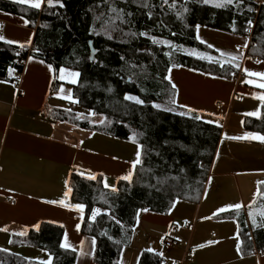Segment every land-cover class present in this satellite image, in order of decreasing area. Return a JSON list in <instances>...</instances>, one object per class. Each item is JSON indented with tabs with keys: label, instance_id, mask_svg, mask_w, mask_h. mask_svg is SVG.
Listing matches in <instances>:
<instances>
[{
	"label": "trees",
	"instance_id": "trees-1",
	"mask_svg": "<svg viewBox=\"0 0 264 264\" xmlns=\"http://www.w3.org/2000/svg\"><path fill=\"white\" fill-rule=\"evenodd\" d=\"M216 3L223 0L210 4L202 0H62V7L45 4L35 9L0 0V11L22 16L36 29L30 47L0 40V79L19 84L14 74L23 72L29 57L53 67L54 91L61 83V68L79 72V81L73 85L76 110L46 106L43 114L117 139L133 141L135 134V143L143 145L142 162L131 182L119 181L116 192L104 186L102 177L93 180L71 174L72 200L85 205L82 233L95 240V264H120L143 209L168 214L178 200L199 203L203 198L223 126L195 112L172 110L178 106V94L168 80L169 69L187 67L228 79L241 73L237 61L211 62L182 52V48H191L218 55L213 47L196 39L197 26L248 37L247 57L264 63V0H233L219 8ZM111 8L122 10L123 22H110L116 15ZM249 20L254 22L252 29L246 25ZM141 32L146 35L141 36ZM154 39L167 40L171 46ZM126 95L144 103L126 100ZM245 128L264 135V105L259 118L245 120ZM260 193H264V185ZM95 208L101 213L93 220ZM259 209H264V195L260 194L249 220L240 211L218 216L237 221L245 256L264 253V227L252 225V211ZM255 218L257 225L264 220ZM63 234V227L43 223L38 229L13 235L11 243L49 252L52 264H75L76 252L60 247ZM0 264L41 263L0 250ZM138 264H162V259L143 251Z\"/></svg>",
	"mask_w": 264,
	"mask_h": 264
},
{
	"label": "crops",
	"instance_id": "crops-1",
	"mask_svg": "<svg viewBox=\"0 0 264 264\" xmlns=\"http://www.w3.org/2000/svg\"><path fill=\"white\" fill-rule=\"evenodd\" d=\"M25 21L22 16L0 11V36L5 41L18 42L13 45L30 47L36 29ZM203 30L204 37L217 38L219 45L213 48L226 53L225 59L233 60L232 56L237 57L234 61L240 59L242 70L231 79L187 67L171 68L168 72V80L175 84L178 94V106L172 110L214 119L223 126L222 137L199 203L178 200L168 214L151 211L139 214L132 240L139 236V253L131 259L136 264L141 252L148 249L160 256L162 264H264V253L245 256L241 249L237 251V245L241 246L237 221L218 217L240 211L249 220L264 185V141L246 134L264 135L245 128V120L259 118L263 109L264 101L259 97L264 96V88L259 85L264 84V77L249 73H264V63L248 60V38L226 33L219 36L216 33L221 32L204 26ZM48 65L40 58L29 57L19 84L0 79V250L41 264L51 257L52 264L54 258L49 252L11 243L13 235L51 223L63 227L62 243L66 234L72 246L67 249L77 254L75 264H95V240L82 233L83 212L72 207L80 203L72 200L69 191L71 174L102 177L104 185L113 183L117 187L119 181H125L119 178L132 170L131 162L139 144L84 131L45 116L43 109L54 107L49 102L55 71ZM253 112L259 115H249ZM256 188L257 196L248 206L245 192L253 193ZM52 200H64L69 207L48 203ZM237 203L243 207L239 210L228 207ZM221 208L226 210L218 211ZM172 225L176 226L175 231L170 229ZM166 234L176 240L175 247H165ZM124 254L125 249L120 264H125Z\"/></svg>",
	"mask_w": 264,
	"mask_h": 264
},
{
	"label": "snow or ice",
	"instance_id": "snow-or-ice-1",
	"mask_svg": "<svg viewBox=\"0 0 264 264\" xmlns=\"http://www.w3.org/2000/svg\"><path fill=\"white\" fill-rule=\"evenodd\" d=\"M17 2L19 3H27V4H30L31 7L35 8V9H39L41 8V4H42V0H17ZM48 4L49 5H52L53 4V0H47ZM57 3H59V0H56ZM165 3H167V0H164ZM233 2V0H223V3H216L215 6L216 7H226L227 5H231ZM202 3L204 4H210V3H213V0H202ZM63 5H61L62 7ZM111 12L113 13H116L115 17H110V22L114 19H118V20H121L123 22V14H122V10H117L116 8H111L110 9ZM151 14H149L150 16ZM179 15V14H178ZM25 23H27V21H25ZM248 25H251L252 24V21L249 20L248 22ZM199 26H197V29H198ZM247 31V29H246ZM107 34V32L105 33ZM132 35H135V33H132ZM141 36H144L146 35L145 33L141 32L140 33ZM111 38V37H109ZM196 39H200L199 35H197ZM0 40H5V37L3 36H0ZM6 43L8 44H14V43H18L17 41H13V40H6L5 41ZM203 42V41H202ZM28 43H30V41H28ZM165 44H167L168 42L167 41H164ZM20 47L23 48L24 47V44H20ZM209 47H212L211 45H209ZM239 47V46H238ZM243 47H247V45H243ZM221 55H226V53L224 52H221ZM123 59V58H122ZM208 59H212V57H208ZM232 59L235 60L237 59L236 56H232ZM41 63H43V61H41ZM49 69L52 68L51 65H48ZM237 67H239V65H237ZM169 71H171V69H169ZM245 71H248L247 69H245ZM10 74H11V71H10ZM80 75L79 72H71V71H67L66 69L64 68H61L60 69V76H59V79L61 80H69L72 84H75L77 83V80L76 78ZM250 76H260V77H264V73H260V72H250L249 73ZM168 79L170 80V77H168ZM248 83H252L251 80L248 81ZM261 88H264V84H260L259 85ZM173 88H175V84L172 85ZM61 91H63V89H61ZM64 99H67L69 101H72V102H78L76 100H74L73 96L71 94L63 97ZM125 99L126 100H130V101H134L135 103L137 104H143L144 101L137 98V97H134V96H131V95H126L125 96ZM260 100L264 101V96H260L259 97ZM173 104L176 103V100L173 99L171 101ZM154 107L156 108H160V105L159 104H155ZM183 107V106H182ZM169 111H171V109H168ZM70 111V109H69ZM181 115H185V113H180ZM94 115V113H93ZM249 115H259V113L257 112H253V113H249ZM196 119H200L199 116L195 117ZM247 137H251V138H254V139H259L261 141H264V136H259V135H256V134H252V133H247L246 134ZM245 137H233V139H243ZM133 142H135V134L133 135ZM142 150H143V145L142 144H139L138 147H137V151L135 153V159L131 162V169L126 175L120 177L119 179H123L125 181H128V182H131L132 180V177H133V170L136 169L137 165L141 164L142 160H141V157H142ZM90 179H96L95 176H90L89 177ZM106 188H111V190L113 192H116L118 191V189L115 187V185H108L106 182H105V185H104ZM69 191H71L69 189ZM65 197L68 196V192H65ZM260 195H264V193H260ZM48 203H52V204H56V203H59L61 205H64L65 207H69V205H66L64 203V200H60V201H55V200H52V201H48ZM72 207L78 209L80 212H83L84 208H85V205L84 204H76V205H73ZM229 208H234V209H241L243 207L242 204L240 203H237V204H234V205H229L228 206ZM226 209L224 208H221L219 209L218 211H225ZM143 211H147V209H143ZM101 213V209L99 208H95L92 210V219L94 220L96 218L97 215H99ZM251 215V212L249 213ZM261 216L264 217V212L261 213ZM252 225L253 227H264V220L261 221V223L259 225H257V220L255 218V216H252ZM38 228V225L36 226ZM77 228H79V225H77ZM21 235H23L24 233H20ZM239 234L237 233V236ZM95 243V241H93V244ZM208 244H212V243H215L214 241H208L207 242ZM205 245H200L199 247H204ZM60 247L62 248H71L72 246L67 242V235L65 234V238H64V242L61 243ZM147 251L149 252H152L154 251L153 249H148ZM237 251H240V248H239V245H237ZM162 255V253L160 254ZM42 264H51V257L47 260V261H44L42 262Z\"/></svg>",
	"mask_w": 264,
	"mask_h": 264
},
{
	"label": "rangeland",
	"instance_id": "rangeland-1",
	"mask_svg": "<svg viewBox=\"0 0 264 264\" xmlns=\"http://www.w3.org/2000/svg\"><path fill=\"white\" fill-rule=\"evenodd\" d=\"M216 1L217 0H213V3L216 2ZM44 2L46 4H48L47 0H43V2L41 4V7L44 4ZM61 4H62V0H59V3H57L56 0H53V4L51 6H59ZM6 13H8V12H6ZM9 14H12V13H9ZM12 15H16V14H12ZM253 23L254 22L252 21V24L248 25V23L246 22V25L248 27H251V29H252ZM212 30H214L213 32H217L218 31V30H215V29H212ZM203 31H204L203 30V26H199L198 30L196 31L197 35H199V37H200L199 41H201V42L203 41L204 43H206L208 45H211L212 47H216L217 44L219 45V43H217V40H216L217 38H215L213 36H209V35L204 37V34H202ZM219 32H221V33H218V32L216 33V34H220L219 36H223L221 34L226 33V34H230V35L236 36L238 38H243V39H247L248 38V37L242 36L240 34L227 33V32H223V31H219ZM216 36H218V35H216ZM218 39H220V38H218ZM154 40L160 45H164V46H167V47L171 46V42H169L167 40H163V39H154ZM164 41H167L168 43L165 44ZM222 43H223V41H221V44H220L221 47H222ZM182 49H181L182 52L184 51L186 54H189L191 56L197 57L198 59L200 58V59L208 60V61H211V62H222V63H224L223 60L225 59L224 58L225 56L224 55L222 56L221 53L217 52L218 55H214V54H210V53H201L200 51H198L196 49H191V48H182ZM242 53H243V51H242ZM208 57H212V59H208ZM248 60L251 61V59H249V58H248ZM235 63L237 65H239L240 68H241L242 64L240 62V59L237 62H235ZM67 71H69V70H67ZM59 76H60V72H59V75H58V79H59ZM76 80H77V83H78L79 76L76 78ZM59 81L61 82L59 84V89L57 91L53 90L51 92V94H50L49 105H52V106L58 107V108H63V109L76 110V108L78 106L76 104H74V102L69 101L67 99H64L63 97H65V96H67L69 94H71L73 96V85H76L77 83L72 84L69 80H61V79H59ZM61 89H63V91H61ZM94 120L97 121L98 118L97 119L94 118ZM109 184L111 185L113 183H109ZM248 192H245V200L247 202V205L249 206L255 200L258 191H257V188H256L253 191V193H251V191L249 193ZM262 212H264V209H259V210L255 211V212L252 211V213L255 214V216H261ZM137 253H139V236H137L135 238L134 242H132L130 246L125 248V254H124L125 258L123 259V261H124L123 263H125V264H136V262H134V263L131 262V259H132V255H134L136 257ZM126 262H128V263H126Z\"/></svg>",
	"mask_w": 264,
	"mask_h": 264
},
{
	"label": "built area",
	"instance_id": "built-area-1",
	"mask_svg": "<svg viewBox=\"0 0 264 264\" xmlns=\"http://www.w3.org/2000/svg\"><path fill=\"white\" fill-rule=\"evenodd\" d=\"M21 75H22V72L17 71V72H15L14 77L17 78V79H20ZM170 229L172 231H175L176 230V226L172 225ZM164 244H165L166 248L171 249V248H173V247H175L177 245V242H176V240L173 237H171L170 235L166 234L165 235ZM175 264H179V263L175 262Z\"/></svg>",
	"mask_w": 264,
	"mask_h": 264
},
{
	"label": "water",
	"instance_id": "water-1",
	"mask_svg": "<svg viewBox=\"0 0 264 264\" xmlns=\"http://www.w3.org/2000/svg\"><path fill=\"white\" fill-rule=\"evenodd\" d=\"M90 47H91V58H93V56H94V48L92 46V43H90Z\"/></svg>",
	"mask_w": 264,
	"mask_h": 264
}]
</instances>
